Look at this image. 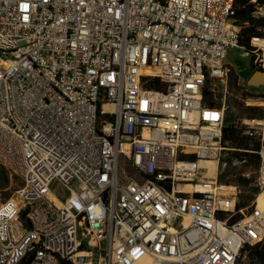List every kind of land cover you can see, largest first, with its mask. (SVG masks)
I'll list each match as a JSON object with an SVG mask.
<instances>
[{
  "label": "built area",
  "instance_id": "obj_1",
  "mask_svg": "<svg viewBox=\"0 0 264 264\" xmlns=\"http://www.w3.org/2000/svg\"><path fill=\"white\" fill-rule=\"evenodd\" d=\"M240 30L208 0H0V166L21 183L0 264H237L262 243L264 208L199 166L218 184L226 99L207 85L228 82Z\"/></svg>",
  "mask_w": 264,
  "mask_h": 264
},
{
  "label": "rangeland",
  "instance_id": "obj_2",
  "mask_svg": "<svg viewBox=\"0 0 264 264\" xmlns=\"http://www.w3.org/2000/svg\"><path fill=\"white\" fill-rule=\"evenodd\" d=\"M255 16L264 18V8H258ZM241 33L242 28L240 30ZM225 63L230 68L228 82L226 84L220 81L208 82L207 87L215 89L218 100L226 99L225 118H233L236 127L244 130L245 135L258 141L256 131L252 129V121L264 117V81H262L260 76H257L255 80H252V77L256 72L264 71V69L256 67L255 59L252 63L251 56L241 49H232ZM256 108L259 109L257 115L261 113L263 114L262 117L258 116L259 118L250 119L249 117L253 113L249 109ZM222 148L220 157V164H222L220 170L222 172L218 177L217 185L236 189L238 198L237 210H242L247 216L254 213L256 204L258 208H264V190H260L256 186L260 164L257 166L254 159L252 162H249L247 158L244 161H240L232 156L236 151L235 149L224 145H222ZM122 172L128 178L134 176V172L129 166L124 167ZM220 178L222 182H219ZM20 186L19 179L0 166V203L11 198ZM254 189H258V191L255 192ZM239 216L242 217L240 213ZM263 243L264 240L260 244ZM248 247L253 246H247L242 251L237 264H260L251 255V250Z\"/></svg>",
  "mask_w": 264,
  "mask_h": 264
},
{
  "label": "trees",
  "instance_id": "obj_3",
  "mask_svg": "<svg viewBox=\"0 0 264 264\" xmlns=\"http://www.w3.org/2000/svg\"><path fill=\"white\" fill-rule=\"evenodd\" d=\"M210 9L223 17H231L236 24L242 28V33L239 37V46L244 48L246 53L251 52L250 41L253 37L264 38V18L256 17L255 14L258 8H264V0H208ZM234 15L231 16L230 13ZM255 56H251L253 63ZM215 95L208 91L205 92V101L209 106H215ZM253 113L250 119L262 117L263 114L257 115L259 109H249ZM258 117V118H259ZM245 131L235 126L233 118H225V127L223 129L222 145L229 146L236 151L232 154L236 159L244 161L246 158L249 162H256L259 166L260 158L257 154L260 148V143L245 135ZM256 142H255V141ZM255 152V153H250ZM219 182H222L221 178ZM246 182V181H244ZM7 183V182H6ZM255 192L258 189H254ZM246 249V247H245ZM244 249V250H245ZM251 250V255L258 260L260 264H264V243L257 244L253 247H248Z\"/></svg>",
  "mask_w": 264,
  "mask_h": 264
},
{
  "label": "bare ground",
  "instance_id": "obj_4",
  "mask_svg": "<svg viewBox=\"0 0 264 264\" xmlns=\"http://www.w3.org/2000/svg\"><path fill=\"white\" fill-rule=\"evenodd\" d=\"M261 43L264 44V41H262ZM199 166L201 169H205L204 177L210 181L209 183H207L210 190L221 192L232 190L227 189L225 186H218L217 184H215V179L218 174V164L216 161H200ZM139 264H151V262L150 260L146 259Z\"/></svg>",
  "mask_w": 264,
  "mask_h": 264
},
{
  "label": "water",
  "instance_id": "obj_5",
  "mask_svg": "<svg viewBox=\"0 0 264 264\" xmlns=\"http://www.w3.org/2000/svg\"><path fill=\"white\" fill-rule=\"evenodd\" d=\"M257 76H260L262 78V81H264V71H258V72H256L253 75L252 80H255Z\"/></svg>",
  "mask_w": 264,
  "mask_h": 264
}]
</instances>
